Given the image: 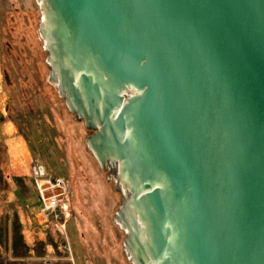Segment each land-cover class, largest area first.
I'll list each match as a JSON object with an SVG mask.
<instances>
[{
    "label": "water",
    "instance_id": "1",
    "mask_svg": "<svg viewBox=\"0 0 264 264\" xmlns=\"http://www.w3.org/2000/svg\"><path fill=\"white\" fill-rule=\"evenodd\" d=\"M44 1L133 263L264 264V0Z\"/></svg>",
    "mask_w": 264,
    "mask_h": 264
},
{
    "label": "rangeland",
    "instance_id": "2",
    "mask_svg": "<svg viewBox=\"0 0 264 264\" xmlns=\"http://www.w3.org/2000/svg\"><path fill=\"white\" fill-rule=\"evenodd\" d=\"M42 3L0 0V258L4 264H134L116 221L123 186L101 168L87 144L93 132L75 120L51 80ZM37 165L46 167L47 180L67 183L66 222L44 217ZM24 250L27 256L19 254Z\"/></svg>",
    "mask_w": 264,
    "mask_h": 264
},
{
    "label": "built area",
    "instance_id": "3",
    "mask_svg": "<svg viewBox=\"0 0 264 264\" xmlns=\"http://www.w3.org/2000/svg\"><path fill=\"white\" fill-rule=\"evenodd\" d=\"M35 190L38 194V200L43 205L44 217L50 218L52 222L55 219L66 222L70 218L69 211L65 206L70 203V193L67 191V183L57 177L46 179L47 169L44 165H37L34 168ZM54 225L53 223H51Z\"/></svg>",
    "mask_w": 264,
    "mask_h": 264
},
{
    "label": "bare ground",
    "instance_id": "4",
    "mask_svg": "<svg viewBox=\"0 0 264 264\" xmlns=\"http://www.w3.org/2000/svg\"><path fill=\"white\" fill-rule=\"evenodd\" d=\"M42 2H45L44 0H41ZM43 4V8H44V3H42ZM49 64H50V59H49ZM51 66V65H50ZM51 68V67H50ZM52 80V79H51ZM54 83H55V85L57 86V87H59V84H58V82H57V80H52ZM114 180H115V182L117 183V185H119V186H123V189H124V191H125V196L124 197H129V191L127 190V188L124 186V184L122 183V182H120V180H119V178L118 177H116V176H114Z\"/></svg>",
    "mask_w": 264,
    "mask_h": 264
},
{
    "label": "trees",
    "instance_id": "5",
    "mask_svg": "<svg viewBox=\"0 0 264 264\" xmlns=\"http://www.w3.org/2000/svg\"><path fill=\"white\" fill-rule=\"evenodd\" d=\"M17 237H22V236H21V234H19V236H17ZM24 246H25L26 248H28V247H27V243H26L25 241H24ZM28 253H29V250H24V251L19 252V254H20V255H23V256H27ZM0 257H1V256H0ZM0 264H4V263H3V260H1V258H0ZM5 264H7V262H5Z\"/></svg>",
    "mask_w": 264,
    "mask_h": 264
},
{
    "label": "crops",
    "instance_id": "6",
    "mask_svg": "<svg viewBox=\"0 0 264 264\" xmlns=\"http://www.w3.org/2000/svg\"><path fill=\"white\" fill-rule=\"evenodd\" d=\"M14 262H16V261H12V263H11V264H18V263H14Z\"/></svg>",
    "mask_w": 264,
    "mask_h": 264
}]
</instances>
